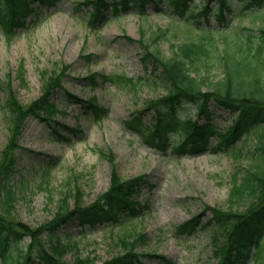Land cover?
<instances>
[{"label":"rangeland","instance_id":"rangeland-1","mask_svg":"<svg viewBox=\"0 0 264 264\" xmlns=\"http://www.w3.org/2000/svg\"><path fill=\"white\" fill-rule=\"evenodd\" d=\"M77 1L81 0H59L57 6L44 5L30 16L25 27L17 29L12 39L0 28V152L7 147L11 136L9 112L4 108L7 95L12 92L25 104L39 99L43 71L61 70L63 63L72 65L63 78V86L84 99L97 96L107 109L103 118L96 120L78 102L65 101L61 97L64 91L59 88L53 97L64 112L55 119L72 127L80 124L78 133L56 126L53 120L58 131L67 134L68 139H64L44 120L34 116L26 120L19 139L22 147L16 151L15 169L10 174V185L17 192L14 217L35 228L57 214L64 195L69 197V208L76 205L75 194L79 192L84 205L94 202L111 185L113 167L109 155L113 152L117 172L125 179L147 174L153 185L144 183L137 198L149 202L150 207L142 215L113 226L82 225L80 218H73L58 229L62 241L78 242L69 250L66 261L74 264L77 255H91L96 256V264H103L125 253L119 237L140 233L147 237L137 242L136 249L141 254H164L173 260L172 264H214L210 235L213 226L199 227L191 233L179 232L177 226L204 214L206 205L228 209L232 203L229 194L234 172L240 169L243 173L245 168L263 162L255 150L257 134L253 130L246 139L237 142V148L243 146L239 158L224 150H211L209 145L216 144L215 137L209 139L206 150L198 153L178 154L151 147L125 123L131 112L145 110L144 121L153 124L156 115L148 107L166 93L162 70L153 63L143 65V49L138 39L145 31L152 48H161L165 55H170L175 46L182 41L197 40L198 35L188 33L185 30L188 26L173 10L158 12L153 4H149L146 16L130 9L109 15L92 28L85 5H78ZM195 2L196 8L203 6L200 0ZM192 20L197 24L196 19ZM260 20L248 15L232 19L231 23L245 35L248 32L244 29L256 30ZM209 24L214 26L215 21ZM160 29L163 34L153 42L151 37ZM225 42V37L216 35L213 59L202 65L199 75L204 78L205 90L223 75L220 63ZM92 53L90 59L85 57ZM21 66L24 78L19 75ZM95 71L125 75V79L117 85L101 81L91 85L85 76ZM213 109V123L227 129L235 114L215 103ZM178 114L194 119L198 115L191 103L180 106ZM246 204L247 200L233 202L239 209ZM211 217L212 212L206 211L202 221ZM29 239L24 234L18 243L25 248ZM16 252L15 245L7 251L11 255ZM142 260L146 264H164L160 257L143 256Z\"/></svg>","mask_w":264,"mask_h":264},{"label":"trees","instance_id":"trees-1","mask_svg":"<svg viewBox=\"0 0 264 264\" xmlns=\"http://www.w3.org/2000/svg\"><path fill=\"white\" fill-rule=\"evenodd\" d=\"M36 1L50 4L55 2L0 0V25L9 39L14 34L15 27L24 25L26 18L36 11L33 6ZM149 1L156 4V8L161 11L173 8L187 20L197 17L195 11L199 10V15L204 16L206 22L213 17L223 26L212 28L208 25L202 26L201 22H198V29L186 27L188 33H196L199 39L182 41L170 55H165L161 48H152V42L145 38V31L142 33L139 40L144 50L142 60L146 64L151 62L162 70L166 93L161 99L150 103L151 108H156L157 115V123L153 128L142 127L140 118L135 120L136 124L130 121V125L141 130L147 138L157 140L160 147L166 146L169 130L180 129L181 141L178 139L174 145L180 151L186 148L193 151L204 148L206 139L214 134L221 136L220 145L231 147L233 143L240 141L243 135H249L254 130L257 134L255 150L260 153L263 162L245 168L243 173L240 169L234 172L229 194L231 205L228 209L206 205L205 209L213 212L212 218L206 224L215 223L210 234L214 264H248L250 258L253 259L252 264H264V127L261 126L264 123V0H239L235 3L231 0H200L203 4L200 8L195 7V0H84V3L92 7L90 16L93 25L96 21L104 19L107 9L117 13L119 10L134 7L143 14ZM248 15L261 18L256 30L244 29L248 34L243 35L237 27L227 22L231 16L237 19ZM256 15L260 16L255 17ZM158 32L151 37L153 42H157L163 34L161 29ZM216 35L226 38L223 62L220 63L223 75L216 82L210 83L205 90L204 78L199 74L202 65L213 59ZM68 67L63 66L60 72H42L43 93L39 99L25 104L10 92L4 103V108L9 112L11 136L7 147L0 152V264H70L65 258L69 250L78 243L71 240L62 241L58 234L60 226L73 218H80L82 222L92 224L102 221L120 223L123 221V214L131 217L139 212L135 206L139 202L134 199V195L144 176H135L129 180L121 178L111 153V186L94 202L84 205L83 196L78 191L79 193L75 194L78 198L76 205L69 208V197L64 195L57 214L35 228L13 215L17 192L10 186L9 176L15 169L16 151L21 149L19 139L22 127L30 115L50 123L56 115L63 113L52 94L60 87ZM90 78L93 81L95 75ZM66 92L68 97L75 98L83 107L94 111L96 118L100 116L103 109L95 99L85 104L79 96ZM214 102L236 114V118L225 132L209 121L201 124L199 118L196 120L189 115L180 117L176 114L180 106L191 103L197 109L198 116L206 115L208 120L211 118ZM232 152L233 156L239 158L242 156L243 147ZM240 200H247L243 209L233 206L234 201ZM199 218L192 220L198 222ZM190 223L180 225L179 229L190 228ZM24 234L30 238L25 248L18 243ZM131 236L119 237L118 242L125 253L114 256L103 264H143L136 245L139 240H146L147 237L140 233ZM14 245L17 252L14 255L8 254V249ZM95 257L77 255L74 264H96ZM162 259L165 264L171 262L164 256Z\"/></svg>","mask_w":264,"mask_h":264}]
</instances>
